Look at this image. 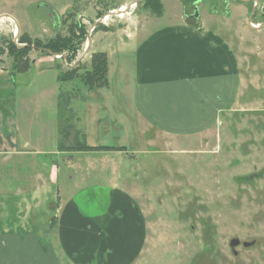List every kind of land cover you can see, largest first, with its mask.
I'll use <instances>...</instances> for the list:
<instances>
[{"label": "rangeland", "instance_id": "rangeland-1", "mask_svg": "<svg viewBox=\"0 0 264 264\" xmlns=\"http://www.w3.org/2000/svg\"><path fill=\"white\" fill-rule=\"evenodd\" d=\"M161 1L164 14L158 15L150 0H0V67L8 69L0 74V94L10 91L9 96L19 98L23 90L29 96L41 89L40 121L48 123L43 147L57 144V112L60 124L62 115L66 123L82 127L85 117L96 109L92 104L88 107L86 99L101 105L99 98H117L111 108L115 106L123 116L121 122L125 121L133 87L129 72L120 76L115 66L125 58L129 71L133 56H112L110 88L99 90L105 80L99 77L101 72H93L92 45L117 48L118 41L128 42L140 30L145 35L146 30L168 25L184 13H189L190 22L198 21L192 18L196 0ZM197 10L198 17L215 13L229 15L228 23L232 20L229 43L237 35L235 43L242 45L238 51L247 60L241 67L242 92L238 104L206 134L165 138L152 129H143L142 134L136 126L121 136L124 124L123 130L112 129L117 138L110 135L105 143L139 151L126 159L131 179L126 187L148 227L145 250L135 264H264V0H201ZM78 21L86 25L87 35L74 59L67 62L65 54L71 52L66 51L58 67L51 63V56L32 48L30 69L11 73L8 41L20 45V37L28 33L33 41L45 42L58 33L69 35L70 25ZM226 21L221 19L215 26L226 28ZM95 25L98 30L89 34ZM103 26L110 30L99 32ZM59 68L72 78L58 81ZM55 89L61 94L59 100ZM234 93L235 88H229V98ZM32 104L20 98L12 115L21 122L33 118ZM105 105L109 107V102ZM108 109L97 111L106 118ZM146 138L153 145L142 141Z\"/></svg>", "mask_w": 264, "mask_h": 264}, {"label": "crops", "instance_id": "crops-1", "mask_svg": "<svg viewBox=\"0 0 264 264\" xmlns=\"http://www.w3.org/2000/svg\"><path fill=\"white\" fill-rule=\"evenodd\" d=\"M179 18L146 30L145 35L140 30L128 42L118 41L117 48L92 45L94 53L107 55L105 84L99 90L110 88L112 56H133L129 71L125 58L115 66L120 76L129 72L133 87L124 123L115 106L111 108L117 98H99L103 106L85 101L96 109L76 128L97 149L61 150L59 137L57 144L43 147L48 123L40 121V88L29 96L23 90L19 98L9 96L10 91L0 94V264H135L139 260L148 227L126 187L131 180L126 159L133 158L137 149L105 143L110 135L117 138L112 129L123 130L124 124L121 136L136 126L165 138L206 134L238 104L243 86L241 67L247 60L238 51L242 45L237 47V35L229 43V15L194 14L196 23L185 13ZM221 19L227 20L226 28L215 26ZM49 56L52 64L61 67L59 58ZM5 71L0 67V74ZM61 72L59 68L57 79ZM229 88H235L233 98ZM54 93L59 100V91ZM20 98L33 103L29 121L12 115ZM101 108L103 112L109 108L106 118L97 111ZM60 114L55 122L59 132ZM76 119L81 122L79 116ZM147 140L142 141L153 145L152 139Z\"/></svg>", "mask_w": 264, "mask_h": 264}, {"label": "trees", "instance_id": "trees-1", "mask_svg": "<svg viewBox=\"0 0 264 264\" xmlns=\"http://www.w3.org/2000/svg\"><path fill=\"white\" fill-rule=\"evenodd\" d=\"M149 6L158 15L163 13V4L161 0H150ZM97 28L98 26H96L95 29ZM100 30L108 31L110 30V28L103 26V28ZM86 35V25L79 21L75 24L72 23L70 25L69 35H62L58 33L57 35L52 38H49L45 42L42 41L40 38H35V40L33 41L28 33H24L19 39L20 45L15 43L14 41H8L5 47L8 55L13 58L12 71L16 73L25 72L30 69L31 60L29 58V53L30 51H32V48H35L36 50L38 49L39 51L47 55L62 54L66 51L71 52L70 54H67L69 61H71L77 56L80 45L85 40ZM106 56L107 55L105 53H95L93 55L92 60L94 67L93 72H95L96 74L98 72H101L99 77L101 79L103 78L104 80L106 78L107 72ZM71 76L72 75H70V72H63L59 75V80L65 81L68 78H72ZM63 105L64 104L60 99V107H63ZM58 144L59 149L67 151L97 149V147H92L88 145L85 134L78 130L74 124L70 122L66 123L65 120L62 118V115Z\"/></svg>", "mask_w": 264, "mask_h": 264}, {"label": "built area", "instance_id": "built-area-1", "mask_svg": "<svg viewBox=\"0 0 264 264\" xmlns=\"http://www.w3.org/2000/svg\"><path fill=\"white\" fill-rule=\"evenodd\" d=\"M103 21H104V20H102V19H101V21L98 20V21H96V24H97V23H101V22H103ZM258 26H259V25H258ZM258 26H255V27H258ZM95 28H96V25L94 26V28L91 29V31L89 32V34H91V32L95 30ZM87 40H88V39H87ZM79 50H80V49H79ZM79 50H78V52H79ZM65 55H67V54H65ZM63 56H64V53H62V54H55V57H56V58H62ZM64 57H65V56H64Z\"/></svg>", "mask_w": 264, "mask_h": 264}, {"label": "water", "instance_id": "water-1", "mask_svg": "<svg viewBox=\"0 0 264 264\" xmlns=\"http://www.w3.org/2000/svg\"><path fill=\"white\" fill-rule=\"evenodd\" d=\"M194 7L196 9L195 15L199 16V11L197 10V2L194 3Z\"/></svg>", "mask_w": 264, "mask_h": 264}, {"label": "flooded vegetation", "instance_id": "flooded-vegetation-1", "mask_svg": "<svg viewBox=\"0 0 264 264\" xmlns=\"http://www.w3.org/2000/svg\"><path fill=\"white\" fill-rule=\"evenodd\" d=\"M200 1H201V0H196V1H195V2H197V7H198V4H199ZM195 2H194V3H195ZM195 12H196V9H195V7H194V14H195ZM194 14H193V15H194Z\"/></svg>", "mask_w": 264, "mask_h": 264}, {"label": "bare ground", "instance_id": "bare-ground-1", "mask_svg": "<svg viewBox=\"0 0 264 264\" xmlns=\"http://www.w3.org/2000/svg\"><path fill=\"white\" fill-rule=\"evenodd\" d=\"M125 10V9H124Z\"/></svg>", "mask_w": 264, "mask_h": 264}]
</instances>
